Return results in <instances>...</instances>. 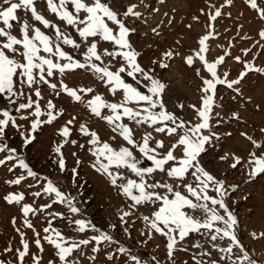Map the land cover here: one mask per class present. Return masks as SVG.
<instances>
[{
    "label": "rangeland",
    "instance_id": "rangeland-1",
    "mask_svg": "<svg viewBox=\"0 0 264 264\" xmlns=\"http://www.w3.org/2000/svg\"><path fill=\"white\" fill-rule=\"evenodd\" d=\"M105 2L118 13V18L124 20L127 27L134 29L128 39L132 48L139 53L137 62L146 71L153 70L151 74L165 84L161 97L166 110L184 121H190L192 124L199 121L197 109L202 106V77L210 78L204 63L196 56L200 48L198 42L203 36L211 33L209 40L206 41L208 49L204 53L206 60L214 62L221 56L224 58V62L217 66V73L222 78L224 73H228L229 80L236 79L244 70L243 63L237 62L235 57H240L241 61H247L255 67H264V39L259 35L264 30V19H261L259 12L251 8L246 0H231V3L228 0H164V3H160L159 0H105ZM256 2L260 8H264V0ZM132 5H135L133 10L140 13L139 17L123 15L127 7ZM36 7L45 18L80 42L76 30L60 21L47 9L46 0H37ZM216 10H219L221 15L211 20L210 16L214 15ZM17 15L21 20L27 19L35 26L41 27L46 34H51L49 29H44L34 21L30 13L25 15L23 11H18ZM12 31L14 35H20L18 27H14ZM63 48L75 59L84 62L83 54L86 52L84 44L78 50L66 45ZM104 49L118 50L111 42L99 40L98 50L103 52ZM169 50L178 52L179 55L171 60H165L169 66L161 68L159 61ZM245 50H248L247 54ZM189 55L193 56L192 66L186 63V57ZM93 62L114 72L125 63L121 57L112 59L108 56H103L102 62L95 60ZM197 70L200 71V75H197ZM121 75L126 82L136 85L132 78L126 74ZM49 79L58 85L63 79L70 88L77 90L82 96V101L77 102L62 91L57 95L47 85H39L42 99L25 88L26 95H31L33 100H39L41 111L45 113L40 117L41 120H47L48 100L55 104V113L63 110L52 123H43L36 132H31V117L28 120L19 119L21 113L15 112L19 102H27L26 97H20L17 104H12L7 95L0 96V112L8 109L16 118V123L21 126L17 129L10 124L6 128L3 140L8 148H14L16 152H0V159L5 160V163L0 165V260L6 264H20L17 250H22L23 240L29 244L30 253L25 257L24 264H36L33 257L39 260V264H64L59 261L54 246L44 239L45 236L56 238L51 230L48 233L44 232L45 228H54L62 234L68 244L89 240L87 245H80L68 258L74 264H136L131 259L133 255L138 257L141 264H195L193 257L202 260L204 264H209L210 260L219 261L220 256L224 254L212 248L209 237L203 233L190 234L184 241L178 242L169 256L167 238L155 233L143 220V217L150 215L157 205L132 207L133 202L130 198L118 190L117 186H113L106 175L97 173L92 167L95 157L89 151L92 147L89 143L90 136L80 131L81 124L85 125L89 132L95 131L101 142H108L114 147L128 145L118 135L119 130L112 131L116 124H109L105 119L92 114L86 101L99 94L108 102H119L122 100V91L118 90L113 95L106 78L102 81L100 74L88 69L66 71L63 77L57 73ZM237 87L239 93L235 91ZM88 88L93 91L90 93L80 91ZM140 88L147 93L142 84ZM101 111L103 116L112 114L108 109ZM233 113H238L239 120L232 118ZM73 117L76 119L73 120ZM70 120L72 123L67 124ZM217 120L220 122L217 123ZM116 123L128 124L134 131L137 143L141 142L145 132H151L155 140L164 141L165 149L161 151H166L176 140L175 136L169 137L155 132L154 128L157 125L136 124L126 117H122V120ZM210 123L212 131L220 138L206 145V152L202 153L200 158L201 163L207 171L224 182L227 191L223 198L237 219L236 235L250 258L255 260L256 264H264V237L260 236V233H264V174L250 179L248 169L245 167L249 152L256 151L259 155L260 150L255 149L252 143L241 135L247 133L257 141L264 142V132H261L264 128V74L249 72L239 85L233 86V89L217 85L213 119ZM65 125L70 129L68 137L61 135ZM228 133L231 135H227ZM204 134H208L207 131ZM26 136L34 137L27 145L24 143ZM65 140L69 142L65 143ZM71 141L76 143L73 144ZM57 146L61 149L60 153L55 151ZM150 146H154V141H150ZM133 151L141 161L138 167H154L141 153ZM226 153L229 154V159L222 161L220 157ZM232 154L243 158L235 169L230 167L233 162ZM8 155H13L15 159L8 160ZM175 155L179 156L180 152L177 151ZM61 156L65 161L63 171L58 166ZM20 159L37 174L36 177L27 176V170L19 166ZM77 160L80 163H77ZM119 171L126 179H139L130 170ZM22 175L25 179L19 185L10 183ZM146 179L173 185L179 182L159 171L153 173L152 177L146 176ZM49 180L67 197H74L72 205L80 209L78 213L70 211L67 201L60 202L56 200L54 194L43 191ZM122 182L126 180L118 179L117 185ZM184 182L192 183L193 178L189 176ZM179 190L185 191L183 187ZM35 192H40V196H34ZM20 193H23L25 198L19 204H8L4 199L9 194ZM209 194L215 195L211 191ZM24 204L31 205L38 211L25 217L21 211ZM47 204H51V207H43ZM124 212L131 214L121 220ZM76 219L85 220L100 232L111 235L113 241L97 243L92 237L99 235V232H94L91 227L86 228L84 232L78 231L79 226L73 223ZM26 220L33 225L32 228L26 226ZM113 225L115 227H112ZM36 233H39V236ZM252 233H256V239ZM36 239H40L43 251L35 244ZM215 243L220 247H227L230 242L225 239ZM196 244L201 247H195ZM9 248L11 251H7ZM120 248L127 251L120 252L118 251ZM204 251H210L211 256H202L201 253ZM236 251L238 250L234 248V252ZM110 255L112 259L108 258ZM220 264L231 262L226 259Z\"/></svg>",
    "mask_w": 264,
    "mask_h": 264
},
{
    "label": "snow or ice",
    "instance_id": "snow-or-ice-1",
    "mask_svg": "<svg viewBox=\"0 0 264 264\" xmlns=\"http://www.w3.org/2000/svg\"><path fill=\"white\" fill-rule=\"evenodd\" d=\"M159 2L164 3V0H159ZM228 2L231 3V0H228ZM246 2L250 3L251 8L259 12L261 19H264V8H260L256 0H246ZM36 4L37 0H0V96L7 95L9 102L12 104H17L20 97H26L27 102H19L15 108V112L21 113L19 119L28 120L31 117V132H36L43 123H52L57 118V114H62L63 111L61 109L59 113H55V104L48 100L46 104L47 120H41L40 117L45 113L41 111L39 100H33L31 95H26L25 88L33 91L36 97L42 99L39 85H47L57 95L62 91L75 101L80 102L82 96L78 94L76 89L70 88L64 83L63 79L59 81L58 85L49 78L54 77L57 73L63 77L66 71L75 69H88L100 74V79L103 81L106 78L107 84L111 86L109 90L113 95L118 90L122 91V100L108 102L101 95L96 94L92 99L86 101L87 107L95 116L105 119L109 124H116L112 131L117 132L119 130L118 135L127 142L128 146L114 147L108 142H101L95 131L89 132L87 127L81 124L80 131L90 136L89 143L92 147L89 148V151L95 157L92 167L96 172L106 175L113 186H117L118 190L129 197L133 202L132 207L157 205L150 215L143 217V220L151 230L167 238L166 247L169 256L172 255L178 242L184 241L190 234L203 233L209 237L212 248L224 254L220 256L219 261L210 260L209 264H220L221 261L226 259L231 264H256V261L250 258L236 235L237 219L229 210L223 198L227 191L224 182L207 171L203 167L200 158L202 153L206 152V145L212 143L214 139L218 140L220 138L217 133L212 131V124L210 123L213 119L214 96L217 85H225L227 88L233 89V86L239 85L249 72L264 74V67H255L247 61H241L240 57H235L237 62L243 63L244 70L239 73L236 79L229 80L227 78L228 73H224L222 78L217 73V66L224 62V58L221 56L214 62L206 60L204 55L208 50L206 41L209 40L211 33L203 36L198 42L200 48L196 52V56L204 63L210 78L202 77V106L197 109L199 121L192 124L190 121H184L174 113L166 110L161 97L166 87L165 84L151 74L153 70L146 71L137 62L139 53L132 48L128 39L129 34L134 29L127 27L124 20L118 18V13L111 8L109 3L105 0H90V2L89 0H46L47 9L67 26L74 28L78 33L80 42L39 13ZM134 8L135 5L127 7L123 15L125 17H139L140 13L135 12ZM18 11H23L25 15L30 13L33 20L42 25L44 29H49L51 34H46L45 31L41 30V27L35 26L27 19L21 20L17 15ZM220 15L221 12L216 10L215 14L210 16V19L215 20ZM14 27H18L19 36L13 34ZM259 35L264 39V30ZM99 40L111 42L114 46H117L118 50L109 51L104 49L103 52H100L98 50ZM82 44L86 46V52L83 54L84 62L75 59L63 48L66 45L73 50H78L82 47ZM247 51L245 50V54H247ZM176 55H179V53L171 50L165 52L161 61H159V66L167 68L169 65L164 61L171 60ZM103 56L112 59L121 57L125 63L121 64L114 72L109 70L108 67H101L93 62L94 60L102 62ZM153 63L157 62L153 61ZM186 63L189 66L193 65L192 55L186 57ZM121 74H126L127 77L132 78L133 81H136V85L126 82ZM197 75H200L199 70H197ZM141 84L147 89V93L141 90ZM80 91L90 93L93 89H81ZM235 91L239 93V88H235ZM180 107L182 108L183 105H180ZM102 109H108L112 114L103 116ZM25 112L27 114H24ZM0 117H2L0 118V152L15 153L16 149L8 148L3 140L6 136V128L10 124L17 129L21 126L16 123V118L10 114L8 109L0 112ZM122 117H126L136 124L157 125L154 128L155 132L166 134L169 137L175 136L176 140L168 146L166 151H161L165 149L164 141L155 140L151 132H145L141 142L137 143L134 138V131L128 124L116 123L121 121ZM232 118L239 120L238 113H233ZM74 119L76 118L73 117ZM219 122L217 120V123ZM71 123L72 120L67 122V124ZM205 131L208 134H204ZM261 132H264V128L261 129ZM61 135L63 137L70 135V129L67 125L62 128ZM227 135H231V133ZM241 135L245 136L255 149L260 150L259 155L256 151L249 152L248 159L245 162L249 178H258L261 174H264V142L257 141L248 136L247 133H241ZM32 139L34 137L26 136L25 145L31 143ZM112 139L114 140L115 136ZM150 141H154V146H150ZM68 142L65 140V143ZM71 143L76 142L71 141ZM81 147L84 146L81 145ZM60 150L59 146L55 148L57 153H60ZM133 150L138 151L147 160L151 161L154 167H138L141 161L134 155ZM177 151L180 152L179 156L175 155ZM7 159L12 160L15 157L8 155ZM220 159L222 161L228 160L229 154L226 153ZM231 159L233 162L230 167L235 169L241 164L243 158L232 154ZM4 163L5 160L0 159V165ZM77 163H80V161L77 160ZM19 166L27 170V176H37L23 159L19 160ZM58 166L62 171L65 168V161L62 156L58 161ZM120 169L130 170L139 179H126L123 173L119 171ZM156 171L164 173L167 177L179 182L173 185L154 179H146V176L152 177V174ZM73 172H75V169H73ZM189 176L193 178V182L185 183V179ZM23 179L25 177L22 175L10 183L19 185ZM118 179L121 181L126 180V182L117 185ZM181 187L184 188V192L179 190ZM43 191L54 194L56 200L60 202L67 201L72 213L80 211L78 207L72 205L74 197H67L52 181H48L47 187ZM210 191L214 192L215 195H210ZM33 195L40 196V192H35ZM24 198V194L20 193L9 194L4 199L8 204H19ZM43 207L50 208L51 204ZM221 210L223 214H221ZM21 211L27 217L29 213H35L38 209L24 204ZM130 214V212H124L121 220ZM73 223L79 226L77 230L80 232H84L89 227L94 232H99V235L92 237L97 243L113 241L111 235L100 232L99 229L85 220L76 219ZM13 224H15V218H13ZM25 224L28 228L33 227L27 220ZM50 230L56 238L45 236L44 239L54 246L59 261L64 262V264H74L68 258L73 255L75 250L79 249L80 245H87L89 240L68 244L56 229L45 228L44 232L48 233ZM36 235L39 236V233H36ZM251 235L254 239L257 238L256 233ZM260 236L264 237V233H260ZM225 239L230 242L227 247H220L215 243L218 240ZM22 244V250H17V259L20 264H24L25 257L30 254L29 244L23 240ZM35 244L43 251L40 247V239H36ZM195 247L199 248L201 246L196 244ZM234 248L238 251L234 252ZM96 250L94 249V251ZM7 251H11V249L9 248ZM118 251L126 252L127 249L120 248ZM201 255L210 257L211 252L204 251ZM233 256H235V259H233ZM108 258L112 259L113 257L110 255ZM33 259L36 260V264H39L38 259L35 257ZM131 259L136 264H141L137 256L133 255ZM193 259L195 264H204L202 260L195 257ZM0 264H6V262L0 260Z\"/></svg>",
    "mask_w": 264,
    "mask_h": 264
}]
</instances>
